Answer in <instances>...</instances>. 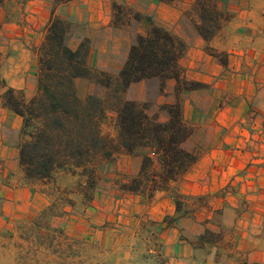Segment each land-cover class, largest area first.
<instances>
[{
    "label": "crops",
    "instance_id": "obj_1",
    "mask_svg": "<svg viewBox=\"0 0 264 264\" xmlns=\"http://www.w3.org/2000/svg\"><path fill=\"white\" fill-rule=\"evenodd\" d=\"M23 1L10 0L19 24L6 21L0 6V77L7 86L33 96L36 54L27 39L33 43L46 26L54 0ZM194 2L71 0L59 4L54 14L75 24L69 47L76 49L88 38V65L117 77L134 32L127 23H114L113 3L122 4L142 16L136 32L144 34L150 18L181 38L186 51L179 60L180 78L203 84L179 94L183 119L193 127L183 147L197 154L195 163L173 183L183 208L176 211L170 193L159 191L142 216L169 219L159 233L165 261L157 259L155 264H264V0H217L228 17L207 41L195 27ZM206 46L222 53L225 63ZM82 78L76 79V88ZM175 86L176 80L168 79L157 103L174 102ZM123 97L145 101L146 83H131ZM21 127V117L0 99V219L20 220L48 202L25 181L19 163ZM143 152L119 153L126 172L139 171Z\"/></svg>",
    "mask_w": 264,
    "mask_h": 264
},
{
    "label": "trees",
    "instance_id": "obj_2",
    "mask_svg": "<svg viewBox=\"0 0 264 264\" xmlns=\"http://www.w3.org/2000/svg\"><path fill=\"white\" fill-rule=\"evenodd\" d=\"M69 1L55 0L58 4ZM113 9H120V5L113 3ZM193 9L198 16L195 27L206 41L228 17L218 9L217 0H195ZM141 17L134 13L136 23ZM147 20L149 28L144 34L133 28L128 55L118 76L97 71L96 82L109 91L108 98L94 93L78 95L76 79L89 77L92 72L87 62L89 45L81 41L76 49L69 47L70 26L54 11L38 48L35 94L26 100L21 89L9 87L0 79L2 104L22 119L19 163L28 182L45 179L54 170L65 168L80 169L82 174L93 177L92 162L98 154L111 157L117 150L128 154L144 150L138 173L121 187L151 196L157 190H167L195 163L197 154L183 147L193 127L183 119L179 98L160 104L157 97L164 93L170 78L176 80V96L182 89H196L203 84L181 81L179 60L186 43L153 24L150 18ZM206 49L224 63L220 53L209 46ZM137 81L146 83L147 99H124L126 88ZM109 102L116 114L115 137L100 131L105 103ZM179 210L176 200V211Z\"/></svg>",
    "mask_w": 264,
    "mask_h": 264
},
{
    "label": "rangeland",
    "instance_id": "obj_3",
    "mask_svg": "<svg viewBox=\"0 0 264 264\" xmlns=\"http://www.w3.org/2000/svg\"><path fill=\"white\" fill-rule=\"evenodd\" d=\"M17 2L24 3L23 0ZM53 3L52 11H55L59 4L55 0ZM119 5L120 9L114 11V23L125 22L132 29L136 28L135 12ZM0 6L6 21L21 23L14 19L19 15L13 9L15 4L1 0ZM64 20L70 26V44L74 39L75 24ZM38 32L33 43L26 38L27 46L33 44L32 50L36 54L35 75L38 72V48L44 39L46 26ZM81 41L89 45L88 38ZM96 75L97 71L92 70L89 77L82 78L83 85L76 88L81 97L94 93L100 98H108L109 91L97 84ZM22 92L26 100L32 97ZM105 112L100 121V131L115 137L116 114L111 102L105 103ZM119 153L126 152L117 150L111 157L98 154L92 162L93 177L82 174L80 169L65 168L54 170L45 179L30 182L25 179L29 186L44 193L48 202L34 215H25L20 220L0 219V264H155L157 259L164 262L159 233L163 221L169 219L159 221L142 219V216L147 214L144 212H148L159 191L169 192L175 204L176 200L179 202L180 210L184 203L182 196L176 193L174 182L167 190H157L151 196L124 191L121 184L138 172H126Z\"/></svg>",
    "mask_w": 264,
    "mask_h": 264
}]
</instances>
